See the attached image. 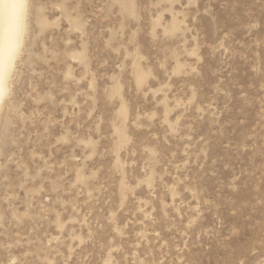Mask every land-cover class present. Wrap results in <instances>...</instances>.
<instances>
[{"label":"rangeland","instance_id":"obj_1","mask_svg":"<svg viewBox=\"0 0 264 264\" xmlns=\"http://www.w3.org/2000/svg\"><path fill=\"white\" fill-rule=\"evenodd\" d=\"M25 3L0 264H264V0Z\"/></svg>","mask_w":264,"mask_h":264},{"label":"bare ground","instance_id":"obj_2","mask_svg":"<svg viewBox=\"0 0 264 264\" xmlns=\"http://www.w3.org/2000/svg\"><path fill=\"white\" fill-rule=\"evenodd\" d=\"M11 0H0V105L7 93V79L21 43L24 9L6 7Z\"/></svg>","mask_w":264,"mask_h":264},{"label":"snow or ice","instance_id":"obj_3","mask_svg":"<svg viewBox=\"0 0 264 264\" xmlns=\"http://www.w3.org/2000/svg\"><path fill=\"white\" fill-rule=\"evenodd\" d=\"M6 7L12 10L24 9L26 7V3L25 0H11V2L6 5Z\"/></svg>","mask_w":264,"mask_h":264}]
</instances>
